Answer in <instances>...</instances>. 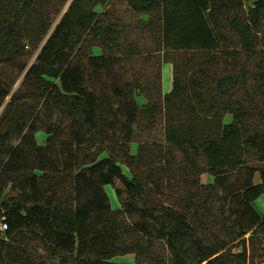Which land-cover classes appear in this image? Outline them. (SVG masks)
<instances>
[{"label": "trees", "instance_id": "1", "mask_svg": "<svg viewBox=\"0 0 264 264\" xmlns=\"http://www.w3.org/2000/svg\"><path fill=\"white\" fill-rule=\"evenodd\" d=\"M116 1L73 0L27 69L26 47L38 49L50 29L51 0H0V66L27 70L0 117V264H40L17 243L26 233L56 264H144L111 260L158 241L169 264H249L264 241V0H125L173 66L168 93L162 68L156 81L135 75L141 52L123 42ZM10 94L0 78V109ZM158 126L162 140L133 153L137 134Z\"/></svg>", "mask_w": 264, "mask_h": 264}, {"label": "rangeland", "instance_id": "2", "mask_svg": "<svg viewBox=\"0 0 264 264\" xmlns=\"http://www.w3.org/2000/svg\"><path fill=\"white\" fill-rule=\"evenodd\" d=\"M73 0H68L65 2L64 0H51V6L49 10L45 13L47 15H50L51 19V26L48 30V34L45 36V38L38 44V49H34L31 45L26 47V50L29 51V55L26 59V62L28 63L27 69L36 63L37 57L40 52V48L45 44V42L48 40V37L53 33L55 27L59 24L61 21L64 13L68 10ZM115 3V9L117 10L116 14L114 15L116 17V20L114 21H121L120 25L127 26L126 32L124 34L123 42L127 40V42H135L138 45V49L141 52V55H139L137 58L134 59L132 63V67L136 71V76L143 81H147V78H149L151 81H156V69L162 68V74H161V83L163 87V92L168 93L172 89L173 84V66L170 62L164 61L162 63V54H155L154 51L157 49V43H156V35H152L149 30H146L142 27L143 22L140 20L139 16L134 14L128 7L125 0H117ZM250 3V1L246 4V6ZM98 10H101V6L97 7ZM110 10L109 16L112 14L113 8H106V10ZM113 18V16H112ZM111 22V18L107 19L106 22ZM112 23V22H111ZM88 47V48H87ZM89 46L86 45V51H89ZM260 49H262L264 53V46H261ZM94 54L100 55L103 53V49L101 46L96 43V46L93 49ZM154 53V54H153ZM170 57L178 58L176 53H170ZM162 66V67H161ZM27 71V70H26ZM26 71L23 74H19L17 70H15L14 67L11 65H3L0 66V78L7 81L11 85V94L6 98V102L4 103L3 107L0 109V117L2 116L4 109L6 107V104L10 101L12 95L16 93L23 85V79ZM216 75L222 74L221 68H219L216 73ZM257 92V91H256ZM138 103L142 106L146 103V99L143 95L137 96ZM28 105H33L34 103L32 100H28L25 102ZM60 114L58 111L55 112L54 122L59 125L61 122ZM227 120H231V117H228ZM64 124L67 122V120H63ZM61 124V123H60ZM138 136H136L135 141L132 144V152L137 153L138 151V142H153V141H160L163 137V130L162 126H158L154 128V130L149 132H142L138 133ZM67 139V135L64 133L62 140ZM36 140L39 145L46 144L47 141V134L44 130H40L36 133ZM18 141L13 140L11 142L12 145H17ZM83 153V151H82ZM176 155L179 156V154L176 152ZM107 155L106 152H103L99 155V158H103ZM180 157V156H179ZM178 157V159H180ZM125 173L129 174L128 167L123 164ZM202 182L207 183L209 181V177L207 174H203ZM255 182L258 184L261 182L260 175L257 174L255 177ZM118 187H123L121 183H117ZM106 191L109 195L112 208L114 210L121 207L120 200L118 199L115 189L113 186L109 185L106 187ZM9 196H17L18 192L16 190H13L12 186L9 184L6 187V192ZM256 206L259 209V211L264 214V195H261L257 201ZM250 234H248L246 237H249ZM132 237V236H131ZM131 241V238L128 239V242ZM17 243H20L24 246V249H26L27 254L30 256V260L33 259L34 262L40 263V264H56L57 259L46 250V247L44 244L38 240L36 237H33L30 233L24 234L22 237L17 238ZM257 250L250 249V263L249 264H264V241H261V243L257 244L255 246ZM233 250L240 251V247L236 246L235 244L232 246ZM27 256H23L22 259L24 261H27ZM164 259L167 264L171 262V252L166 246V242L158 241L155 243V245L148 250H144L143 254H138L135 256L134 253L127 254V255H116L112 258L111 261L118 262V263H135L136 261L142 262L144 264H151L152 262L157 263L160 260Z\"/></svg>", "mask_w": 264, "mask_h": 264}, {"label": "built area", "instance_id": "3", "mask_svg": "<svg viewBox=\"0 0 264 264\" xmlns=\"http://www.w3.org/2000/svg\"><path fill=\"white\" fill-rule=\"evenodd\" d=\"M7 229V225L4 223H0V230L5 231Z\"/></svg>", "mask_w": 264, "mask_h": 264}, {"label": "water", "instance_id": "4", "mask_svg": "<svg viewBox=\"0 0 264 264\" xmlns=\"http://www.w3.org/2000/svg\"><path fill=\"white\" fill-rule=\"evenodd\" d=\"M36 174L41 176L42 175V172L41 171H36Z\"/></svg>", "mask_w": 264, "mask_h": 264}, {"label": "crops", "instance_id": "5", "mask_svg": "<svg viewBox=\"0 0 264 264\" xmlns=\"http://www.w3.org/2000/svg\"><path fill=\"white\" fill-rule=\"evenodd\" d=\"M173 74V73H172Z\"/></svg>", "mask_w": 264, "mask_h": 264}]
</instances>
